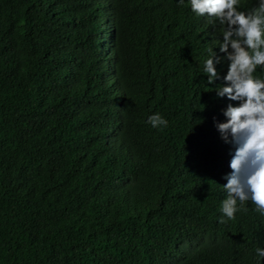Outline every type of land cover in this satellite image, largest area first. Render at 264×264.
I'll use <instances>...</instances> for the list:
<instances>
[{
    "label": "trees",
    "instance_id": "obj_1",
    "mask_svg": "<svg viewBox=\"0 0 264 264\" xmlns=\"http://www.w3.org/2000/svg\"><path fill=\"white\" fill-rule=\"evenodd\" d=\"M223 31L190 0H0V264H264V214L222 212Z\"/></svg>",
    "mask_w": 264,
    "mask_h": 264
},
{
    "label": "clouds",
    "instance_id": "obj_2",
    "mask_svg": "<svg viewBox=\"0 0 264 264\" xmlns=\"http://www.w3.org/2000/svg\"><path fill=\"white\" fill-rule=\"evenodd\" d=\"M238 2L190 0L194 13L214 17L224 26L218 46L225 54L223 59H227L228 70L223 80L228 83L220 85L216 95L239 101L237 106L229 104L223 110L226 121L216 123L221 138L234 145L232 171L223 185L228 198L223 201L222 212L229 219L234 218L237 199L241 204L250 199L264 214V80L253 76L257 66L264 65V0L247 14L237 10ZM211 52L204 67L209 84L219 78L214 62L219 64L222 59L212 49ZM148 122L153 127L167 126L159 114L150 116ZM257 254L264 258V249L258 248Z\"/></svg>",
    "mask_w": 264,
    "mask_h": 264
}]
</instances>
